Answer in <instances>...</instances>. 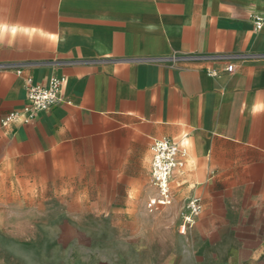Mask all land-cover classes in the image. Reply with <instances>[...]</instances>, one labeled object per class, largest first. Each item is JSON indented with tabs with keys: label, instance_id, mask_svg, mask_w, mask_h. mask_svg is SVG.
I'll list each match as a JSON object with an SVG mask.
<instances>
[{
	"label": "crops",
	"instance_id": "0c3cea01",
	"mask_svg": "<svg viewBox=\"0 0 264 264\" xmlns=\"http://www.w3.org/2000/svg\"><path fill=\"white\" fill-rule=\"evenodd\" d=\"M255 18L264 0H0V264H21L22 228L44 231L48 249L68 244L54 229L77 230L88 264H264ZM28 77L63 78L59 101L2 127L26 106ZM162 139L187 156L170 204L149 210ZM193 198L202 209L182 235Z\"/></svg>",
	"mask_w": 264,
	"mask_h": 264
},
{
	"label": "built area",
	"instance_id": "2783aa9c",
	"mask_svg": "<svg viewBox=\"0 0 264 264\" xmlns=\"http://www.w3.org/2000/svg\"><path fill=\"white\" fill-rule=\"evenodd\" d=\"M263 26L264 20L255 18V30H261ZM223 70L231 73L234 71V68L231 64H227L223 67ZM14 72L17 75H21L22 73L20 69H16ZM63 84L64 79L58 77L51 78L45 86L35 84L30 77L25 78L23 88L26 106L21 114L14 112L3 117L1 126L7 127L9 124L16 121H20L24 124L30 123L38 113L50 109L59 101V95ZM150 152V180L156 189L157 197L148 202L147 208L149 210H154L157 207H164L170 204V183L173 174L184 167L187 150L175 140L162 139L152 142ZM201 209L202 207L199 199L193 198L188 200L185 206V213L182 216V225L179 230L180 234L185 235L187 231L192 228Z\"/></svg>",
	"mask_w": 264,
	"mask_h": 264
},
{
	"label": "rangeland",
	"instance_id": "374dc122",
	"mask_svg": "<svg viewBox=\"0 0 264 264\" xmlns=\"http://www.w3.org/2000/svg\"><path fill=\"white\" fill-rule=\"evenodd\" d=\"M86 232L93 234L95 231L97 232V236H107L109 233L108 229H86ZM31 232V234H29ZM35 233L36 240L33 241V234ZM64 233L68 238V244L66 246H62V244L53 243L50 249L47 246L40 244V237H45L44 231L39 229L37 230H28L25 228L21 229V237L22 241L28 240L26 244H23L20 248L21 255V264H88V260L90 259L89 252H91L90 243L88 240H84L82 237H78V231L74 229L61 230L54 229L53 235ZM86 239V238H85ZM64 248L67 253V261H62L60 258V251ZM127 264H132V262H127ZM181 264H205L199 260H189L186 262H182Z\"/></svg>",
	"mask_w": 264,
	"mask_h": 264
}]
</instances>
